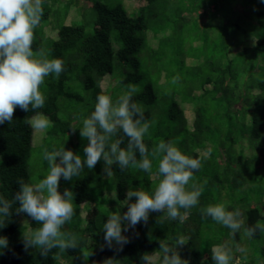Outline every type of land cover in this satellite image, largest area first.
Instances as JSON below:
<instances>
[{
  "label": "trees",
  "instance_id": "trees-1",
  "mask_svg": "<svg viewBox=\"0 0 264 264\" xmlns=\"http://www.w3.org/2000/svg\"><path fill=\"white\" fill-rule=\"evenodd\" d=\"M138 1L143 4L130 17L120 3L42 0L34 55L43 51L48 59H62L65 71L58 78L46 77L39 87L46 101L36 113L49 121V127L38 146L33 145L30 123L35 110L16 107L12 122L0 125V195L12 200L20 188L18 178L36 184L46 176L45 150L64 145L83 158L88 141L78 127L94 109L96 96L106 94L115 100L129 87L136 89L132 100L150 124L143 142L151 171L121 170L113 163L107 174L101 159L78 178H61L58 191L73 192L75 212L62 231L75 235L79 246L65 252L53 249L47 257L36 249L25 250L23 232L39 224L17 213L19 202L14 203L7 226L0 230L9 242L0 264H104L108 258L115 264H142L143 254L155 252L159 264L160 242L174 243L178 236L188 240L177 251L189 264H214L211 249L217 245L231 249V264H264V232L257 230L249 237L245 231L256 223L264 225V190L258 202L246 199L253 183H264V4ZM57 7L63 12L54 10ZM72 11L79 17L70 23ZM47 26L55 37L46 34ZM228 29L241 35V42L229 40ZM250 39L252 43L246 44ZM103 81H108L105 88ZM182 104L191 105V124ZM118 138L119 133L111 141ZM160 141H171L184 154L201 160L187 186L203 187L199 203L188 210L183 223L162 212L150 213L147 223L123 233L129 243L122 250L109 249L102 224L127 210L124 201L130 188L150 192L156 187L158 158L153 150ZM126 144L125 137L121 147ZM137 159L142 157L137 154ZM134 201L135 197L129 203ZM216 204L240 213L242 226L237 232L201 214V208Z\"/></svg>",
  "mask_w": 264,
  "mask_h": 264
},
{
  "label": "clouds",
  "instance_id": "clouds-1",
  "mask_svg": "<svg viewBox=\"0 0 264 264\" xmlns=\"http://www.w3.org/2000/svg\"><path fill=\"white\" fill-rule=\"evenodd\" d=\"M260 3L264 4V0ZM41 16L42 0H0V125L12 122L16 107L25 112L35 110L34 113L42 109L46 98L39 90L40 85L46 77L58 78L65 71L62 59H48L43 51L34 55V28ZM176 82L174 79L173 83ZM135 92L134 87H129L115 100L106 94L96 96L94 109L78 127L80 136L88 141L83 148V158L65 149L64 145L59 149L45 150L42 159L48 165L47 175L36 184L18 178L20 188L12 200L0 195V230L7 226L13 204L19 202L16 212L26 214L39 224V227L23 232L25 250L36 249L41 256L47 257L53 249L65 252L79 246L75 235L62 231L75 213L74 194L67 188L62 193L58 191V181L80 177L85 168L92 169L101 159L107 174L111 172L108 166L113 163L121 170L131 167L145 173L151 171L152 163L147 158L148 149L143 142L150 124L142 107L132 100ZM30 123L36 130L49 127V121L40 113H36ZM117 133L120 138L111 141ZM125 137L126 147H121ZM137 154L142 159H137ZM153 154L158 158L156 187L150 192L130 188L124 201L127 210L122 215L119 212L112 214L102 224L104 241L109 249L122 250L129 243V236L123 233L135 230L137 224L147 223L150 213L162 212L167 219L183 223L188 210L199 203L203 187L193 185L189 190L187 186L193 172L201 167V160L184 154L171 141H160ZM133 197L135 201L129 203ZM200 211L233 233L242 226L240 213L227 210L223 204L208 205ZM257 230L264 232V225L256 223L245 229L249 237H253ZM187 242L184 236L176 237L174 243L161 241L159 264H189L177 251V246ZM8 243V238L0 235V255L4 254ZM140 259L142 264H156V252L145 253ZM211 259L214 264H231L232 251L225 245L214 246ZM115 262L108 258L104 264Z\"/></svg>",
  "mask_w": 264,
  "mask_h": 264
},
{
  "label": "rangeland",
  "instance_id": "rangeland-1",
  "mask_svg": "<svg viewBox=\"0 0 264 264\" xmlns=\"http://www.w3.org/2000/svg\"><path fill=\"white\" fill-rule=\"evenodd\" d=\"M102 2H111V3H120L124 8L125 10L127 11L128 15L130 17H133L135 15L138 14V8L139 6H141L143 4V1H138V0H101ZM106 2V3H107ZM42 6H44V4H42ZM55 9H60L59 11H62L61 9L62 8H54ZM75 11V10H74ZM72 11V13L68 16L69 18V22L71 23L72 21H75L77 17L79 16H76ZM63 12V11H62ZM61 12V13H62ZM229 15V14H228ZM230 17V16H229ZM235 18V17H234ZM59 18H57L56 21H58ZM48 21H52V22H55V19L54 18H50ZM60 21V20H59ZM68 22V23H69ZM56 23V22H55ZM44 31L46 32V34L48 35H51L52 37H55V33L54 32H49L48 30V26L45 27ZM238 33V32H237ZM228 39L231 41H240L241 42V35L239 36L238 34L236 33H233L232 30L230 31V29H228ZM252 43V40H248L246 42V44H251ZM199 44V43H198ZM188 62H191L190 60H188ZM194 63H197V61L195 62L193 60V64ZM192 64V62L190 63ZM107 83L108 81H103L101 83L102 85V88H105L107 86ZM182 108L184 109V112H185V116L186 118L188 119L189 123L191 124V121L193 120V115H192V110H191V105H185V104H182ZM31 121V120H30ZM34 139H33V145L34 146H38L39 143H40V140H41V137H42V133H43V130H36L34 129ZM264 190V183H261V182H258V183H253L252 185V188L247 190L246 194H247V197L246 199L249 201V202H258L257 199H260V192ZM262 205L264 206V202L262 203ZM241 235V234H240ZM243 236V234L241 235Z\"/></svg>",
  "mask_w": 264,
  "mask_h": 264
}]
</instances>
